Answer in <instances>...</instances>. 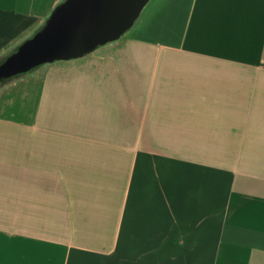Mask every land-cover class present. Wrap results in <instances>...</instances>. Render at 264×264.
Wrapping results in <instances>:
<instances>
[{"label":"crops","instance_id":"crops-1","mask_svg":"<svg viewBox=\"0 0 264 264\" xmlns=\"http://www.w3.org/2000/svg\"><path fill=\"white\" fill-rule=\"evenodd\" d=\"M63 1L0 0V64ZM0 264H264V0L1 79Z\"/></svg>","mask_w":264,"mask_h":264},{"label":"water","instance_id":"water-1","mask_svg":"<svg viewBox=\"0 0 264 264\" xmlns=\"http://www.w3.org/2000/svg\"><path fill=\"white\" fill-rule=\"evenodd\" d=\"M150 0H64L33 37L0 64V80L81 57L119 39Z\"/></svg>","mask_w":264,"mask_h":264}]
</instances>
